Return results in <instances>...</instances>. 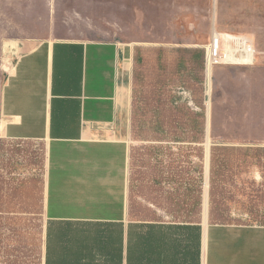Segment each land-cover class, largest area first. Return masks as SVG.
<instances>
[{
	"label": "rangeland",
	"instance_id": "374dc122",
	"mask_svg": "<svg viewBox=\"0 0 264 264\" xmlns=\"http://www.w3.org/2000/svg\"><path fill=\"white\" fill-rule=\"evenodd\" d=\"M84 6L97 30L61 26L54 38L138 42L131 43L132 215L153 217L164 206L179 208L182 218H204L209 148L208 222L264 224V0H85ZM214 31L248 38L254 61L243 63L237 54L215 68L209 85L201 55L183 47L207 46ZM46 175L44 143H0V239L15 240L21 264L40 258Z\"/></svg>",
	"mask_w": 264,
	"mask_h": 264
},
{
	"label": "crops",
	"instance_id": "0c3cea01",
	"mask_svg": "<svg viewBox=\"0 0 264 264\" xmlns=\"http://www.w3.org/2000/svg\"><path fill=\"white\" fill-rule=\"evenodd\" d=\"M84 2L0 0V43L6 57L0 89V143L46 145L37 264H150L134 260V256L153 253L147 225L163 228L157 232L160 259L153 264H179V252L186 249L176 245L180 246L181 239L185 245L186 238L193 264H264V224L208 222L209 148L198 257L194 237L190 248L189 236L169 230L181 221L166 209H157L153 217L132 215L128 137L136 46L131 43L138 42L54 38L61 26L83 24L85 28L70 30H97L84 17ZM206 47H183L201 55L202 72H206ZM245 61L253 64V54ZM206 77L210 85L213 73L208 76L206 72ZM207 104L209 128V96ZM0 240V264H21L15 240Z\"/></svg>",
	"mask_w": 264,
	"mask_h": 264
},
{
	"label": "trees",
	"instance_id": "16d2710c",
	"mask_svg": "<svg viewBox=\"0 0 264 264\" xmlns=\"http://www.w3.org/2000/svg\"><path fill=\"white\" fill-rule=\"evenodd\" d=\"M179 205V204H178ZM160 208H164L166 209V211L174 216L175 218L179 219L181 221V223L176 224V225H172L169 227V230L178 232L180 234H185L186 237H190L191 238V245L190 248H193V244H192V240L195 238L196 239V249H197V257H198V253H199V249H200V237H201V232H202V228L201 226L198 224L199 221L201 220V217L199 219L195 218H182L179 215V208L173 211H169L166 207L162 206ZM176 212V213H175ZM157 215V214H156ZM154 215V216H156ZM147 232L149 233V239H148V247L150 249L151 252L148 255H142V256H138L135 257L134 256V260L138 259V260H147L150 264L156 263L160 257L156 254V247L159 243V241L157 240V232H161L163 231V228L161 225H147ZM194 237V238H193ZM186 244L183 245L184 243V239H181V244L176 245V248L181 249V248H185L186 251L185 252H179V256H178V262L179 264H182L184 262V264H189V260L190 263L193 264V252L192 249L190 251L187 250L188 246H187V238H186ZM182 254V256H181Z\"/></svg>",
	"mask_w": 264,
	"mask_h": 264
},
{
	"label": "built area",
	"instance_id": "2783aa9c",
	"mask_svg": "<svg viewBox=\"0 0 264 264\" xmlns=\"http://www.w3.org/2000/svg\"><path fill=\"white\" fill-rule=\"evenodd\" d=\"M225 45L227 49L224 48ZM251 53L254 56V47L248 38L214 31L212 39L206 47L205 69L207 75L211 76L217 66L231 64L237 54L241 57L240 61L246 63L245 60L250 58Z\"/></svg>",
	"mask_w": 264,
	"mask_h": 264
},
{
	"label": "water",
	"instance_id": "95a60500",
	"mask_svg": "<svg viewBox=\"0 0 264 264\" xmlns=\"http://www.w3.org/2000/svg\"><path fill=\"white\" fill-rule=\"evenodd\" d=\"M208 99V98H207Z\"/></svg>",
	"mask_w": 264,
	"mask_h": 264
}]
</instances>
